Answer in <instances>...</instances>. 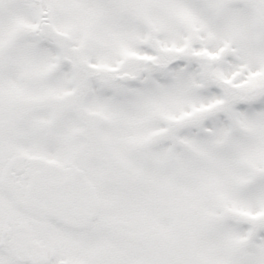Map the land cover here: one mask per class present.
Instances as JSON below:
<instances>
[{
    "label": "snow or ice",
    "instance_id": "obj_1",
    "mask_svg": "<svg viewBox=\"0 0 264 264\" xmlns=\"http://www.w3.org/2000/svg\"><path fill=\"white\" fill-rule=\"evenodd\" d=\"M0 264H264V0H0Z\"/></svg>",
    "mask_w": 264,
    "mask_h": 264
}]
</instances>
